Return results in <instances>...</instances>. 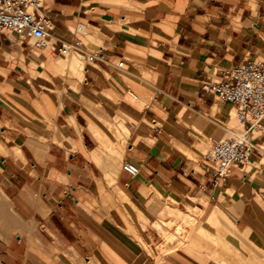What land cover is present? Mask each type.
Listing matches in <instances>:
<instances>
[{
	"label": "crops",
	"instance_id": "1",
	"mask_svg": "<svg viewBox=\"0 0 264 264\" xmlns=\"http://www.w3.org/2000/svg\"><path fill=\"white\" fill-rule=\"evenodd\" d=\"M41 1L46 48L0 32V264H152L155 238L164 264L247 251L262 263L264 130L212 189L202 154L241 125L202 83L264 59V0ZM181 214L190 240L167 247L161 221Z\"/></svg>",
	"mask_w": 264,
	"mask_h": 264
},
{
	"label": "built area",
	"instance_id": "2",
	"mask_svg": "<svg viewBox=\"0 0 264 264\" xmlns=\"http://www.w3.org/2000/svg\"><path fill=\"white\" fill-rule=\"evenodd\" d=\"M41 7V0H0V32L12 31L27 38L34 50L46 48L52 22ZM58 51L67 55L71 47L62 44ZM79 53L85 63L107 62L101 49H80ZM115 65L122 67L123 60ZM202 89L232 103L241 125L232 137L212 140L202 154L209 167L210 187L214 189L228 179L233 166L243 164L258 150L255 139L264 130V59L254 57L237 62L218 79L204 81ZM122 168L131 176L139 171L138 165L130 161H124Z\"/></svg>",
	"mask_w": 264,
	"mask_h": 264
},
{
	"label": "rangeland",
	"instance_id": "3",
	"mask_svg": "<svg viewBox=\"0 0 264 264\" xmlns=\"http://www.w3.org/2000/svg\"><path fill=\"white\" fill-rule=\"evenodd\" d=\"M33 49V48H32ZM34 50V49H33ZM38 51V50H35ZM182 216L180 217V221H164L162 220L161 224L163 225L164 231L162 232L165 236L161 239L163 241V244H166L167 247L177 244V245H184L186 244L190 239L189 237L184 236L186 234V230L190 227H193L196 225V223L192 220L190 215L186 214H181ZM195 223V224H194ZM203 224L200 222L199 226H202ZM166 229V230H165ZM200 238L207 243L209 242L213 248L215 249H222V240H219L218 238H208L206 236V233L203 230H199L198 232ZM158 239H152L150 242L151 249L148 253V257L151 260L152 264H164V261L168 263V255L165 254V252L158 253L159 249H155L153 245L158 244ZM221 247V248H217ZM168 249V248H167ZM167 253V252H166ZM243 256H240L238 252H232V253H202L197 255V261L195 259H192L188 255L184 256V260L187 262H191L193 260L194 262H198V264H224L225 262L231 261L233 264L234 262H238L239 260L242 261L244 260L245 264H264V255H263V261L262 263L255 262V257L253 253H250L247 251L246 254H242ZM246 258V259H244ZM170 262V261H169Z\"/></svg>",
	"mask_w": 264,
	"mask_h": 264
}]
</instances>
